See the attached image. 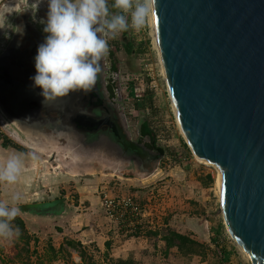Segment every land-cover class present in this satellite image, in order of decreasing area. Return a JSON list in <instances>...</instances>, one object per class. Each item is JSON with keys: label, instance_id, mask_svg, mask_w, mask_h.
Listing matches in <instances>:
<instances>
[{"label": "rangeland", "instance_id": "1", "mask_svg": "<svg viewBox=\"0 0 264 264\" xmlns=\"http://www.w3.org/2000/svg\"><path fill=\"white\" fill-rule=\"evenodd\" d=\"M6 3L0 1V17ZM116 15L112 13L115 47L124 30L134 49L132 54L124 49L117 54L127 126L134 137L141 124L148 122L156 134V144L166 153L148 176L136 171L118 175L85 158L64 156L63 148L46 147L50 143L45 144V140L51 138L47 135L38 139L19 135L22 142L32 146L27 148L7 136L0 125V216L12 215L25 223V229L0 223V264H115L112 250L124 245V252L130 254L128 260L136 264L132 258L135 252L141 254L144 244L140 240L151 247L148 264H252L228 229L216 182L218 172L198 162L180 130L155 46L149 0H132L129 9L120 12L117 24ZM5 142L15 147L5 146ZM17 148L25 153L17 155ZM103 192L135 196L144 206L146 229L134 236L137 240L108 222L101 205ZM68 197L72 200L63 203L62 217L30 213L43 202V206L51 205L47 211H55L58 206L51 202ZM182 215L194 217L204 226L203 233H185L205 244L200 255L183 256L176 248L166 250L159 236L150 235L166 226L182 228ZM99 237L102 249L95 241ZM111 237L115 241H110L107 250L105 243ZM66 240H73L74 248Z\"/></svg>", "mask_w": 264, "mask_h": 264}, {"label": "water", "instance_id": "2", "mask_svg": "<svg viewBox=\"0 0 264 264\" xmlns=\"http://www.w3.org/2000/svg\"><path fill=\"white\" fill-rule=\"evenodd\" d=\"M32 1L11 0L6 6L20 8ZM152 4L168 93L186 145L200 163L218 172L221 210L234 241L253 264H264V0H152ZM42 47L39 51L32 45L22 60L15 44L1 53L0 91H5L10 110L0 106L7 118L0 114V125L9 131L21 126L19 116L42 118L43 110L45 123L55 121L51 112L60 113L63 121L70 119L65 70L55 72L52 44L46 41ZM15 56L18 60L12 64ZM30 66L40 68L39 73L26 70ZM103 109L100 118L90 119L95 133L109 126L121 151L140 162L136 172L146 174L153 155L128 140ZM12 134L32 148L19 133ZM53 139L45 142L55 143ZM67 200L72 198L52 201L58 206L55 211H47L46 203L35 205L37 211L30 213L62 217Z\"/></svg>", "mask_w": 264, "mask_h": 264}, {"label": "flooded vegetation", "instance_id": "3", "mask_svg": "<svg viewBox=\"0 0 264 264\" xmlns=\"http://www.w3.org/2000/svg\"><path fill=\"white\" fill-rule=\"evenodd\" d=\"M0 1L8 3L11 0ZM113 6L111 0H33L28 5L21 3L20 8L4 6L0 17V56L15 44L19 52L16 54L22 60L23 54L32 45L40 51L42 45L49 41L52 44L51 59L55 64V72L59 68L65 70L64 82H68L70 119L63 121L60 113L51 112L49 116L55 121L45 123L47 115L43 110L42 118L32 115L19 116L22 123L21 126H14L15 131L2 130L12 138H16L12 134L16 132L25 138L30 136L36 137L35 139L47 135L57 141L46 147L71 148L59 149L62 155L69 154L75 159L85 158L100 166L104 165L110 173L132 175L138 170L140 162L130 152L121 151V147L108 132L109 126H101L100 131L95 133L96 126L90 119L100 118L105 108V113L122 128L128 140H135L153 155L151 166L146 173L148 176L163 155L151 147L158 145L151 141V136L144 135L141 126L134 137L127 126L123 106L121 63L117 54L123 49L126 53L132 48V43L123 30L118 40L120 44L115 47L116 42L111 37L115 29ZM133 51L134 49L132 53ZM16 57L11 58L12 64L18 60ZM26 70L36 74L40 68L30 66ZM55 81L57 83V76ZM35 84L40 86L36 79ZM4 92L0 91V106H3V109L8 104ZM34 108L32 106V109ZM8 110L10 109L7 107L5 111ZM0 114L4 120L7 119ZM30 125L34 130L26 132V127ZM89 130L94 134L84 132ZM75 159H72L73 162L82 164ZM44 203L39 205L43 207Z\"/></svg>", "mask_w": 264, "mask_h": 264}, {"label": "built area", "instance_id": "4", "mask_svg": "<svg viewBox=\"0 0 264 264\" xmlns=\"http://www.w3.org/2000/svg\"><path fill=\"white\" fill-rule=\"evenodd\" d=\"M131 1L115 0L122 12L129 9ZM101 205L106 219L118 232L134 237L145 231L147 212L135 196L103 192Z\"/></svg>", "mask_w": 264, "mask_h": 264}, {"label": "trees", "instance_id": "5", "mask_svg": "<svg viewBox=\"0 0 264 264\" xmlns=\"http://www.w3.org/2000/svg\"><path fill=\"white\" fill-rule=\"evenodd\" d=\"M114 3V6L112 8V13H116V24L120 23L119 15L121 12V6L117 4L115 1H112ZM115 20V19H114ZM119 20V21H118ZM133 46L131 49L127 51L128 54H132ZM139 52V51H138ZM142 132L144 135L151 136V141L156 142V134L153 132V130L150 128L148 122H143L141 124ZM5 146H13L9 142H5ZM15 147V146H13ZM152 148L158 150L162 155H165L166 150L165 148L161 146H151ZM18 149V148H17ZM21 150V149H19ZM0 223L3 224H15L17 227L21 229H25V223L21 218L14 217L12 215L5 214L3 216H0ZM150 235L158 237L160 236V239L164 241L166 250H170L171 248H177V250L183 255V256H191V255H200L205 249V244L198 241L197 239L193 238L191 235L182 234L174 229L170 228L169 226H166L161 231H155L151 232ZM66 244L69 247L75 246V242L73 240H66ZM111 244L110 242L105 243V247L107 250L110 248ZM115 261V260H114ZM115 264H129V261L124 260H117L115 261ZM224 264V263H223Z\"/></svg>", "mask_w": 264, "mask_h": 264}, {"label": "crops", "instance_id": "6", "mask_svg": "<svg viewBox=\"0 0 264 264\" xmlns=\"http://www.w3.org/2000/svg\"><path fill=\"white\" fill-rule=\"evenodd\" d=\"M10 149H13V148H10ZM17 153V155H23L25 152H23L22 150H19V149H16L15 150ZM13 155V154H12ZM13 156H15V155H13ZM16 157V156H15ZM194 167L195 168H197L198 166L195 164L194 165ZM25 166H24V168H23V172L24 173H27L26 171H25ZM30 169V168H29ZM197 182V181H196ZM168 201H171L172 202V199H170V200H168ZM166 205H169V202L166 204ZM162 209L163 210H165V207H164V205L162 206ZM175 216H179V214H176ZM180 217H182L181 219H182V221H183V224L181 225V227L182 228H176V230L175 231H177V232H179V233H182V234H185L187 231H190V232H192V233H199L201 230H202V233L204 232V226H203V224H199L198 222H196L195 221V218L194 217H190V216H186V215H182V216H180ZM86 218H89V215H86ZM152 219V218H151ZM151 222H153V221H151ZM198 223V224H197ZM156 231V230H155ZM155 231H153V232H155ZM213 231V233H214V230H212ZM115 234V233H114ZM192 236V235H191ZM137 237V236H136ZM160 237V236H159ZM101 237H99V238H95V241L97 240V247L99 248V249H102V246H103V244H101L99 241L100 240H98V239H100ZM131 239H134V240H137V238L135 239V237H133V238H131ZM131 239H129L128 240V242H131L130 240ZM160 239V238H159ZM195 239H197V238H195ZM110 241H115V238L114 237H111V240H109V242ZM140 241H143V246H142V250H140V252H141V254L139 255L138 253H139V251L138 252H135V254H134V258H132V261H137L136 262V264H148L149 263V259L151 258V256H149L148 255V252H150L151 251V247H150V245H148L146 242H144V240H140ZM146 241V240H145ZM164 247H165V243H164V241H162L161 239H160V241H159ZM124 246H126V245H124ZM124 246H122V247H115V249H113L112 251V254H111V256H113L114 257V259H116L115 261H117V260H124V261H129V264H134V262L132 263L130 260H128V257L130 256V254L128 253V252H124V250H123V248H124ZM149 249V250H148ZM165 249H166V247H165ZM172 249V248H171ZM174 249V248H173ZM176 250H177V248H176ZM170 251V250H169ZM178 251V250H177ZM142 261V262H141Z\"/></svg>", "mask_w": 264, "mask_h": 264}, {"label": "bare ground", "instance_id": "7", "mask_svg": "<svg viewBox=\"0 0 264 264\" xmlns=\"http://www.w3.org/2000/svg\"><path fill=\"white\" fill-rule=\"evenodd\" d=\"M149 2H150V7H151V20H152V24H153V27H154V39H155V46H156V49H157V52H158V55H159V60H160V62H162L161 61V57H160V54H159V47H158V43H157V39H156V35H155V17H154V11H153V4H152V0H149ZM161 66H162V72H163V76L165 77V74H164V68H163V65H162V63H161ZM174 107V106H173ZM174 112H175V109H174ZM178 121V120H177ZM178 124H179V122H178ZM20 127V126H19ZM180 127V126H179ZM21 129H23V128H21ZM180 130H181V128H180ZM26 132H27V130H26ZM182 132V131H181ZM28 133H30V132H28ZM29 135V134H28ZM30 135H31V133H30ZM197 160H198V162H200V161H202V160H200L199 158H197ZM204 162V161H203ZM205 163V162H204ZM217 186H218V189H219V192H220V187H219V175L217 176ZM222 210H223V207H222ZM223 215H224V217H225V214H224V211H223ZM225 220H226V217H225ZM227 222V221H226ZM227 226H228V224H227ZM228 229H229V231H230V233H231V237L233 238V240H235V236H234V234H233V231L228 227ZM247 255V254H246ZM248 256V255H247ZM248 258H249V256H248ZM250 259V258H249ZM253 264V263H252Z\"/></svg>", "mask_w": 264, "mask_h": 264}]
</instances>
